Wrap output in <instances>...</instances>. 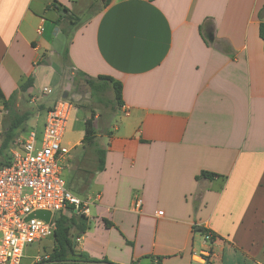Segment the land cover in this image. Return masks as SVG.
Instances as JSON below:
<instances>
[{
  "label": "crops",
  "instance_id": "obj_1",
  "mask_svg": "<svg viewBox=\"0 0 264 264\" xmlns=\"http://www.w3.org/2000/svg\"><path fill=\"white\" fill-rule=\"evenodd\" d=\"M85 1L0 0V90L8 100L34 78L0 101V145L26 113L21 136L43 130L63 96L37 93L61 88V62L70 79L113 77L124 119L98 133L104 170L83 144L90 117L76 109L63 138L67 186L92 201L76 250L114 264H264V0H113L72 24Z\"/></svg>",
  "mask_w": 264,
  "mask_h": 264
},
{
  "label": "built area",
  "instance_id": "obj_2",
  "mask_svg": "<svg viewBox=\"0 0 264 264\" xmlns=\"http://www.w3.org/2000/svg\"><path fill=\"white\" fill-rule=\"evenodd\" d=\"M53 91V86L42 90L44 95ZM75 110L70 99L61 97L43 130H30L9 149L10 163L0 168V264H22L28 246L54 236L58 215L91 214L92 201L74 194L63 175L68 151L62 143ZM136 203L140 207L141 199ZM38 211L50 213L49 221L31 217ZM204 240L211 243L214 238L206 232ZM48 258L38 256L32 264Z\"/></svg>",
  "mask_w": 264,
  "mask_h": 264
},
{
  "label": "trees",
  "instance_id": "obj_3",
  "mask_svg": "<svg viewBox=\"0 0 264 264\" xmlns=\"http://www.w3.org/2000/svg\"><path fill=\"white\" fill-rule=\"evenodd\" d=\"M113 0H106L104 4H101L102 8L108 7ZM67 13H71L70 10L64 9ZM71 23L75 24L78 17L75 18L74 14H70ZM261 16L263 20L260 23L259 35L264 42V7L261 10ZM68 50L65 51L63 56L64 62L68 61L69 55ZM73 81H80L85 83L93 96L103 93L106 90H113L114 94V110L120 109L123 105V84L110 76H98L97 78H92L82 72H76L71 78ZM34 78H30L24 83L17 92H15L10 99L6 100L2 91L0 90V101L4 102L5 107L16 100L19 92L27 93V91L33 87ZM69 98V96H68ZM67 98V99H68ZM30 114L26 113L24 115L18 116L16 120L12 123V126L5 131L3 139L0 145V168L7 166L10 163L9 149L14 144V142L21 137V131L24 130V125L29 121ZM85 136L83 139L84 146L94 150L97 155V161L95 164L96 171H103L105 168V155L106 151L101 149L97 141L98 131L96 123V114L91 112L90 118L85 120L84 123ZM203 177L212 178L216 174L203 172ZM69 188V187H68ZM70 189V188H69ZM71 190V189H70ZM56 230L53 239V250L50 257L47 260H43L38 264H67L70 261H90V262H102L104 264H114L108 260L99 261L91 258L86 253L78 252L76 250V243L78 237L84 234L89 229V224L87 217L73 212L70 216L60 214L57 216L56 220ZM107 227H112L113 225L106 221ZM162 259V258H159Z\"/></svg>",
  "mask_w": 264,
  "mask_h": 264
},
{
  "label": "rangeland",
  "instance_id": "obj_4",
  "mask_svg": "<svg viewBox=\"0 0 264 264\" xmlns=\"http://www.w3.org/2000/svg\"><path fill=\"white\" fill-rule=\"evenodd\" d=\"M101 4H102L101 0H86L83 4H81L79 7L74 9V17H73L74 21L76 17H80L81 19H86L89 15L97 13V11L101 9ZM64 47L65 46H63V48ZM53 61L58 63L59 62L58 56H55ZM61 65L63 66L65 71V74L61 82V88L54 85L53 89L55 90L50 94L44 95L43 92L37 93L40 101L51 103L59 93L60 95L63 96V94L66 91H68V96H69L68 99H70L71 102H73L76 109H79L81 111V114H78L77 118L82 119L83 113L85 116L90 117L91 112L99 116L97 120L98 133H103V125L106 122L108 123L110 119H112L111 125L113 128L119 127L124 119V115L120 112V109L114 110V105L116 103H114L113 90L112 89L106 90L101 94L93 96L89 87L85 83H81V80L73 81L72 79H70L73 70L71 69L69 64L64 63L63 65V63L61 62ZM69 86L70 88H68ZM75 113L76 110L74 111V115ZM30 125L31 124L29 123V127H31ZM71 126H72V120H70V122L67 125L66 137L70 136ZM25 127L27 126L24 125V128ZM22 133L23 132L21 131V135ZM52 250H53L52 238L43 240L41 243L28 246L25 253V257L22 260V264H32L33 262H35L38 256L42 258H44L45 256L50 257ZM68 264H73V263H68Z\"/></svg>",
  "mask_w": 264,
  "mask_h": 264
},
{
  "label": "water",
  "instance_id": "obj_5",
  "mask_svg": "<svg viewBox=\"0 0 264 264\" xmlns=\"http://www.w3.org/2000/svg\"><path fill=\"white\" fill-rule=\"evenodd\" d=\"M101 2L104 4L106 2V0H101ZM209 38H210V40H213V35H210ZM68 88H70V86ZM63 98L64 99H67L68 98V91H66L63 94ZM31 217H37L39 219H44L46 221H49V219L51 217V214L50 213H47L45 211H38L34 215H32ZM68 263H73V264H104L102 262H90V261H74V262L73 261H70Z\"/></svg>",
  "mask_w": 264,
  "mask_h": 264
}]
</instances>
